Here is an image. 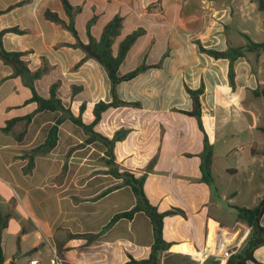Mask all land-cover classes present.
<instances>
[{
	"label": "crops",
	"instance_id": "obj_1",
	"mask_svg": "<svg viewBox=\"0 0 264 264\" xmlns=\"http://www.w3.org/2000/svg\"><path fill=\"white\" fill-rule=\"evenodd\" d=\"M67 1L81 8L73 25L83 44L88 42L86 23L92 18L90 35L95 39L114 16L122 18L113 55L126 35L143 31L119 65V75L140 64H159L116 86L117 99L131 105L107 109L94 131L111 138L116 131L127 130L113 149L118 170L146 175L142 189L158 212L175 208L184 213L163 218L162 238L171 243L163 255L185 252L178 247L181 244L202 252L200 261L210 258L211 252L218 255L226 250L224 238H218L216 249L207 247L217 227L231 236L234 251L244 244L248 229L237 219L228 228L209 215L214 196L201 180L200 165L205 134L212 152L210 173L218 144L223 172L242 179L227 186L221 199L233 208H254L264 197V51L248 47L249 42L264 43V13L256 1ZM46 11L68 23L60 0H0V31H22L4 33L2 46L20 53L30 72L46 65L48 71L33 83L38 96L47 99L50 86L57 82L56 95L64 107L77 117L84 104L81 121L90 124L94 105L112 100L110 82L96 61L84 59L67 29L44 17ZM202 50L240 55L230 61ZM72 86L80 88L73 95ZM200 87L203 132L193 117L184 114L192 109L188 90ZM30 98L26 79L0 60V214L8 217L1 233L3 264L33 260L51 264L53 251L63 264L146 259L152 229L143 213L108 226L115 214L130 210L135 199L129 197L125 210L115 207L124 202V191L131 190L108 173L99 142L85 143L88 136L65 118L58 125L56 145L29 157L63 116L36 112ZM260 224L264 226V214ZM254 257L256 264H264V244Z\"/></svg>",
	"mask_w": 264,
	"mask_h": 264
},
{
	"label": "trees",
	"instance_id": "obj_2",
	"mask_svg": "<svg viewBox=\"0 0 264 264\" xmlns=\"http://www.w3.org/2000/svg\"><path fill=\"white\" fill-rule=\"evenodd\" d=\"M259 11L264 13V0H255ZM63 10L68 18V23L66 24L62 21L57 14L50 11L44 13V17L56 24H60L62 27L67 29L76 39L75 46L80 48L84 53V59H92L96 61L105 71L107 78L110 82V95L111 102L104 103L98 102L94 105L92 110L93 121L90 124H84L81 121V113L84 111L85 105L81 104L79 107V115L77 117L72 116L70 111L64 107L60 99L57 98L56 90L58 83H53L49 88V97L43 99L36 93L33 83L35 80L39 79L48 71V67L43 65L40 69L34 72H30L25 63L21 60V54L15 52H7L2 46V36L6 32L13 33H22V31L17 28H11L7 30L0 31V60L13 69L14 75H22L26 79L27 86L31 92V98L29 102L36 104V112L39 111H49V112H60L63 114L62 117L58 118L54 125H52L47 133V136L44 142L31 149L29 152V157L32 158L39 151H50L57 141V131L58 125L65 119L68 118L73 124L78 126L84 134L88 137L84 141L85 143H90L93 141L99 142L105 149L103 162L108 167V173L112 175L115 179L121 180V186H127L135 199V205L128 211L120 212L114 215V217L108 223V226H111L119 219L131 220L136 213H143L149 220L152 229V244L150 247V253L146 259L143 260H133L129 259L125 264H160L161 256L166 253L171 247V243L166 242L162 238V223L163 218L170 215H182L184 213L175 208H171L165 212H158L157 209L152 206L143 192V184L146 179V175L143 174L139 177H136L130 172L119 171L118 167L114 162V145L116 142L123 140L128 134L127 130L120 129L114 133L111 138L102 136L101 134L94 131V126L99 122L102 113H104L109 108L119 107V106H128L130 103L122 102L117 99L116 96V86L122 82H127L136 77L140 72L148 69L158 67L159 64L153 66H146L140 64L133 70L123 74H118V67L124 60L126 53L134 43V41L139 37L143 31L137 29L130 34L126 35L118 44L116 54H112V44L116 37L119 35L122 18L120 16H114L108 23L103 27L101 34L98 39L93 38L90 35V26L94 22V18L89 20L86 23V35L88 42L83 44L78 39L76 31L74 29L73 20L74 17L80 12L81 8L79 6H71L67 0H60ZM18 5V4H17ZM264 25V18H263ZM248 47L256 52L264 51V43H248ZM209 55L215 58H229L230 61L234 59L235 56L240 55L239 51L234 53H218L214 51L202 50ZM230 82L232 80L231 70L229 71ZM78 87L72 86L71 94H75ZM202 93V88L200 87L197 90H188L192 102V109L184 114L193 117L198 125L200 131L203 132V127L201 123V112H200V102L199 97ZM264 95V91L261 92ZM135 105V104H132ZM29 117L27 118V120ZM212 152L210 146L207 143L206 136L204 134L203 138V153H202V162L200 165L201 171V180L208 186L212 184V176L210 173V164H211ZM236 210V219L238 222L246 226L248 229V235L244 244L240 247L239 250L234 252L226 261L225 264H256L257 261L254 257L255 250L264 244V226L260 224V219L264 214V197L259 201L257 206L254 208H245V207H234ZM8 221L7 216L0 214V264L4 263V256L1 247V233L2 230L6 227ZM181 256L180 254H176ZM59 256V255H58Z\"/></svg>",
	"mask_w": 264,
	"mask_h": 264
},
{
	"label": "rangeland",
	"instance_id": "obj_3",
	"mask_svg": "<svg viewBox=\"0 0 264 264\" xmlns=\"http://www.w3.org/2000/svg\"><path fill=\"white\" fill-rule=\"evenodd\" d=\"M221 149L222 148H220L218 146V144H215V146H214V150H215L214 160H215V162L213 165V170L211 172L212 184L209 186L212 190L214 199H213L212 204H211V210L209 211V215L211 217H214L222 225H226V227L230 228L231 226L235 225L236 210L233 208V206H232L233 204L227 203L225 200L221 199V193H223L226 190L227 186L233 185L234 183L239 184L242 179H239L237 181V179H232L223 172V170H222L223 166H222L221 159L218 158L219 153H220L219 151ZM248 190L250 191L251 189L250 188L244 189L245 192H247ZM123 194L125 197L124 202H121L120 204L115 203V207L117 206L121 210H123V209L125 210L128 207V205H129L128 199L130 196L132 197V194L130 193V191L128 189H126ZM244 198H246V196H244ZM224 233H226L223 237L225 239V241H224V245L226 246L225 249L230 250L233 253L236 252L237 250H239L243 243H240V245H238V247H235V249L233 251L231 248H232V245L235 243H230L231 236L228 235L227 232H224ZM243 241L245 242V239ZM178 247H181V248L184 247L186 249V251L181 252L178 250V248H176V250H178L177 253H174L172 255L161 256L160 264H225V261H226V260L220 261V260L214 259V257L220 259L219 254H220L221 250L218 252V255H215L213 257L214 254L211 252L210 254L212 256L210 255L209 256L210 258L205 259V261H200L203 258V256L200 255L202 253L201 252L202 250L199 251L201 253H195L194 252L195 250L193 249L191 244H188V245L187 244H181ZM176 254H180L181 256H178Z\"/></svg>",
	"mask_w": 264,
	"mask_h": 264
},
{
	"label": "built area",
	"instance_id": "obj_4",
	"mask_svg": "<svg viewBox=\"0 0 264 264\" xmlns=\"http://www.w3.org/2000/svg\"><path fill=\"white\" fill-rule=\"evenodd\" d=\"M232 254H233L232 251H230V250H224L223 252H221V253L219 254L220 261H222V260H227ZM201 255H202V254H201ZM203 255H204V258H206L207 255H208V251L205 250V251L203 252ZM202 259H203V258H202ZM202 259H201V260H202ZM50 262H51V264H63L62 261H61V259H60V257L58 256V254H57L55 251H53V256H52ZM36 263H37L36 260H33V261H30V262H29V264H36Z\"/></svg>",
	"mask_w": 264,
	"mask_h": 264
},
{
	"label": "bare ground",
	"instance_id": "obj_5",
	"mask_svg": "<svg viewBox=\"0 0 264 264\" xmlns=\"http://www.w3.org/2000/svg\"><path fill=\"white\" fill-rule=\"evenodd\" d=\"M220 237H224V235L223 234H221L220 232H219V230H218V227L216 228V231L214 232V234L212 235V237L210 238V240H209V243H208V245H207V247L209 248H212V249H215L216 248V243H217V241H218V238H220ZM227 242V241H226Z\"/></svg>",
	"mask_w": 264,
	"mask_h": 264
}]
</instances>
